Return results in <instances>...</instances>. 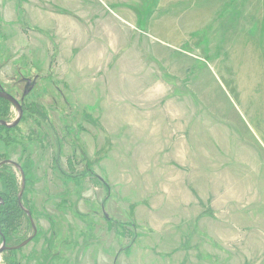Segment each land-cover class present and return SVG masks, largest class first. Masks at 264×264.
I'll return each mask as SVG.
<instances>
[{
	"label": "rangeland",
	"instance_id": "374dc122",
	"mask_svg": "<svg viewBox=\"0 0 264 264\" xmlns=\"http://www.w3.org/2000/svg\"><path fill=\"white\" fill-rule=\"evenodd\" d=\"M0 84V264H264V0H0Z\"/></svg>",
	"mask_w": 264,
	"mask_h": 264
},
{
	"label": "flooded vegetation",
	"instance_id": "af4514ba",
	"mask_svg": "<svg viewBox=\"0 0 264 264\" xmlns=\"http://www.w3.org/2000/svg\"><path fill=\"white\" fill-rule=\"evenodd\" d=\"M35 88V84L30 80V81H28V87H27V89L25 90V95L24 96H28L31 92H32V90ZM4 93H6V94H8V95H10L11 97H13L16 101H17V103L19 104V106H20V108H21V111H22V117H20V113H19V110H18V108L16 107V106H14L12 103H10L9 101H7V100H5L4 98H1L0 97V131L1 130H3L4 132H11V130L12 129H15L16 127H18L22 122H23V119H24V117H25V113H29V112H31V109L29 108V107H27L26 106V104H27V102H25V99H24V104H23V102L22 101H19V100H17L11 93H10V91H8L5 87H3V85H1L0 84V94H4ZM12 107H14L15 109H17V111H18V117H17V119L14 121V122H12L11 120H8V117H9V115H7V114H10L9 112L11 111V108ZM8 108V111L6 110ZM10 110V111H9ZM4 123H6L7 124V126L6 125H4ZM15 123H17V125L16 126H14V127H11L13 124H15ZM1 133V132H0ZM8 142V144H10V141H7ZM9 161H11V159H5V160H2L1 162H0V172H1V170L2 169H6L7 167H9L10 168V163H9ZM15 167V166H14ZM22 170V169H21ZM21 170H20V172H21ZM23 171V170H22ZM24 175V174H23ZM25 184H26V181H25V176H24V191H23V193L25 192ZM22 186H23V182H22ZM23 193H22V196H23ZM22 196H21V198H22ZM5 200H4V198L0 195V208L2 207V205L3 204H5V202H4ZM22 203V202H21ZM24 210H25V212H26V214L28 215V213L27 212H29L28 210H26L25 208H23ZM30 213V212H29ZM29 216V215H28ZM29 218H30V221H31V224H32V222H33V224H34V226H33V224H32V226H33V230H34V234L32 235V236H34L33 237V239L37 236V228H36V226H35V223H34V221H33V217H32V215L30 214V216H29ZM0 230H1V225H0ZM2 234V232H0V235ZM31 237V236H30ZM2 238L5 240V237L3 236V234H2ZM33 239H32V241H33ZM26 241V240H25ZM31 241V242H32ZM30 242V243H31ZM29 243V244H30ZM22 244V243H21ZM28 244V245H29ZM28 245H26V246H28ZM19 246V245H18ZM7 247H15V246H7ZM15 251H17V250H15ZM5 252H10V251H5ZM12 252V251H11Z\"/></svg>",
	"mask_w": 264,
	"mask_h": 264
},
{
	"label": "water",
	"instance_id": "95a60500",
	"mask_svg": "<svg viewBox=\"0 0 264 264\" xmlns=\"http://www.w3.org/2000/svg\"><path fill=\"white\" fill-rule=\"evenodd\" d=\"M0 97H1V98H4L5 100L9 101V102L12 103L14 106H16V107L18 108V110H19L20 117H22V111H21V108H20L19 104L17 103V101H16L13 97H11L10 95H8V94H6V93H4V94H0ZM4 125L7 126L6 123H4ZM16 125H17V123L13 124L11 127H14V126H16ZM9 163H10L11 165H13V166L19 168V170H21L20 166H18L16 163H14V162H12V161H9ZM21 173H22V176H23V186H22V191H21V196H22V193H23V191H24V175H23L22 170H21ZM19 203H20V205L22 206V203H21V197H20V199H19ZM22 207H23V206H22ZM27 213H28V215L30 216V213H29V212H27ZM32 224H33V222H32ZM33 226H34V224H33ZM34 235H35V234H34ZM33 237H34V236L29 237V238H28L26 241H24L22 244H20L19 246H15V247H7L5 241H3V244H2V246L0 247V257H1V255H2L5 251H15V250H19V249H21V248H24L26 245H28V244L32 241Z\"/></svg>",
	"mask_w": 264,
	"mask_h": 264
}]
</instances>
